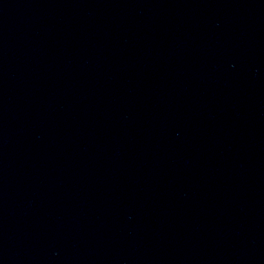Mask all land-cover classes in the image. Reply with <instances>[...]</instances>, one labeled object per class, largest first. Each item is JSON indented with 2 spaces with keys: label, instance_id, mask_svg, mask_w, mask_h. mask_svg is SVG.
Masks as SVG:
<instances>
[{
  "label": "water",
  "instance_id": "95a60500",
  "mask_svg": "<svg viewBox=\"0 0 264 264\" xmlns=\"http://www.w3.org/2000/svg\"><path fill=\"white\" fill-rule=\"evenodd\" d=\"M0 264H264V0H0Z\"/></svg>",
  "mask_w": 264,
  "mask_h": 264
}]
</instances>
